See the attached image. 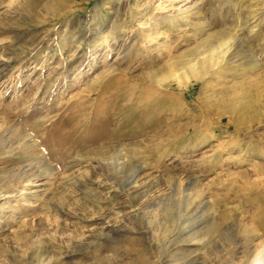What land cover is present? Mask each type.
Instances as JSON below:
<instances>
[{
  "label": "rangeland",
  "instance_id": "1",
  "mask_svg": "<svg viewBox=\"0 0 264 264\" xmlns=\"http://www.w3.org/2000/svg\"><path fill=\"white\" fill-rule=\"evenodd\" d=\"M0 93V264L264 247V0H0Z\"/></svg>",
  "mask_w": 264,
  "mask_h": 264
},
{
  "label": "bare ground",
  "instance_id": "2",
  "mask_svg": "<svg viewBox=\"0 0 264 264\" xmlns=\"http://www.w3.org/2000/svg\"><path fill=\"white\" fill-rule=\"evenodd\" d=\"M147 24H149V26H148V28H147V30H148V33H150V34H154V29H153V24H151V23H147ZM224 37V36H223ZM227 38V37H226ZM229 38V37H228ZM227 38V41L226 42H223V43H221L220 45H219V49H220V51L218 52L219 54H216V55H211V57H210V63H212V68L214 69V70H216L217 71V69L218 68H220V66L222 65V63L224 62H226L225 60V57H226V55L227 54H229L230 52H231V48H233V46H234V43H232V42H234L235 40L231 37V38H229L228 39ZM235 38V37H234ZM221 39H223L224 40V38H222L221 37ZM228 41H232V42H228ZM220 42H222V40H220ZM211 46H212V44H211ZM230 51V52H229ZM216 52V53H217ZM234 55V54H233ZM206 60V59H205ZM195 70V69H194ZM199 71V70H198ZM197 72V71H196ZM200 75V74H199ZM180 79V78H179ZM178 79V80H179ZM198 79V78H197ZM181 81H179L178 82V84L179 85H181ZM50 86H51V83H48V86H47V88L45 89V91L43 92V95H42V99H46V97L49 95V93H50ZM1 94V93H0ZM264 264V247L262 248V250L261 251H258L257 253H256V255L254 256V259L252 260V262L250 263V264Z\"/></svg>",
  "mask_w": 264,
  "mask_h": 264
}]
</instances>
